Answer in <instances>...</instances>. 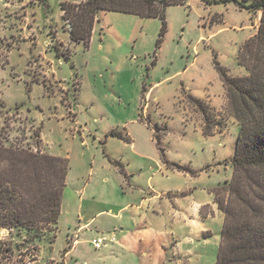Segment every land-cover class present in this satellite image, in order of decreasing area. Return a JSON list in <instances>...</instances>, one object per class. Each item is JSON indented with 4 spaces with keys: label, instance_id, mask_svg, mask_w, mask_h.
Wrapping results in <instances>:
<instances>
[{
    "label": "rangeland",
    "instance_id": "obj_1",
    "mask_svg": "<svg viewBox=\"0 0 264 264\" xmlns=\"http://www.w3.org/2000/svg\"><path fill=\"white\" fill-rule=\"evenodd\" d=\"M79 1L0 0V114L9 125L11 143L64 157L69 173L75 174L86 172L91 163L106 162L108 154L130 157L123 139L111 131H128L150 148L154 129L169 160L197 170V187L218 189L232 175L238 124L221 106L213 114L212 134L204 135L203 115L187 94L220 108L223 91L213 60L231 75L245 74L236 63L239 41L255 34L261 12L234 3L184 0L164 8L162 31L158 16L100 11L85 43L72 41L70 26L61 19V3ZM25 17L32 33L28 38L21 30ZM44 50L50 64L41 59ZM47 67L62 81L50 73L43 78ZM26 74L28 82H23ZM33 79L55 94H45L42 85L30 90ZM154 81L161 83L149 97L141 96ZM37 127L38 144L30 137ZM63 223L62 218L60 227ZM221 223L213 222L212 233L220 234ZM37 229L44 241L53 240L48 224ZM23 236L0 228V264H60L59 257L50 261L40 256L37 239ZM63 236L53 242L55 253ZM218 246L208 249L209 264Z\"/></svg>",
    "mask_w": 264,
    "mask_h": 264
},
{
    "label": "trees",
    "instance_id": "obj_2",
    "mask_svg": "<svg viewBox=\"0 0 264 264\" xmlns=\"http://www.w3.org/2000/svg\"><path fill=\"white\" fill-rule=\"evenodd\" d=\"M211 1L234 3L250 12H261L255 34L244 40L236 54V63L245 70V74L231 75L213 60L222 83L226 109L238 124L230 157L231 178L215 190V201L223 214L215 264H264V0ZM183 2L80 0L76 3L62 2L61 10L62 18L70 26V39L87 43L100 11L158 16L164 31V8ZM187 95L203 115L202 133L211 134L214 118L208 103ZM1 107L3 104L0 102ZM8 127L0 114V228L7 227L16 236L23 233V240L32 241L44 236L37 229L38 225L48 224L54 231L53 239L68 161L38 148L33 151L30 146L24 148L12 144ZM30 137L39 143L38 127L33 128ZM156 143L162 160L166 162L158 137ZM175 166L194 172L186 165Z\"/></svg>",
    "mask_w": 264,
    "mask_h": 264
},
{
    "label": "crops",
    "instance_id": "obj_3",
    "mask_svg": "<svg viewBox=\"0 0 264 264\" xmlns=\"http://www.w3.org/2000/svg\"><path fill=\"white\" fill-rule=\"evenodd\" d=\"M9 4L16 7L14 3ZM62 14L61 10V19ZM26 19L21 29L25 32L24 38L32 35L28 32L31 29L26 27ZM252 35H245L239 46ZM41 53V59L50 64L47 50ZM195 61L196 57L190 64ZM50 69L47 67L42 77L50 73L52 78H58ZM22 78L23 82H28L29 75ZM218 78L222 86L219 75ZM160 83H150L148 88H143L141 96L149 97ZM41 85L49 95L47 91L51 90L45 91L41 81L33 79L29 88ZM225 103L223 92L220 108L210 103L208 106L214 114L221 111ZM229 117L235 121L231 115ZM150 132L148 148L136 142L128 131H111L123 139L128 158L123 157V153L108 154L106 162L97 166L91 163L86 172L75 174L69 173L68 164L55 236L49 243L44 238L38 240L40 256L47 255L50 261L59 257L60 264H209L207 251L215 250L220 242V234L212 233L213 222H223V214L215 201L216 187H197V170L189 166L194 172L178 169L175 164H183L169 160L160 137L154 129ZM157 137L166 162L161 158ZM62 218L65 229L60 227ZM57 235L64 236L61 249L55 253L53 242ZM95 237L105 238L99 248L91 243Z\"/></svg>",
    "mask_w": 264,
    "mask_h": 264
},
{
    "label": "built area",
    "instance_id": "obj_4",
    "mask_svg": "<svg viewBox=\"0 0 264 264\" xmlns=\"http://www.w3.org/2000/svg\"><path fill=\"white\" fill-rule=\"evenodd\" d=\"M113 238L110 237V240H112ZM105 238L104 237H95L91 240V243L93 245L94 248H99L103 242H104Z\"/></svg>",
    "mask_w": 264,
    "mask_h": 264
}]
</instances>
